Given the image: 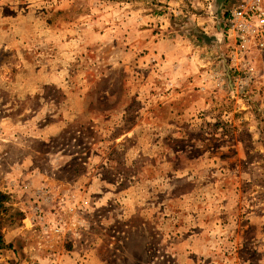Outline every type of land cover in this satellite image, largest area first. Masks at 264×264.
Segmentation results:
<instances>
[{
	"label": "rangeland",
	"instance_id": "1",
	"mask_svg": "<svg viewBox=\"0 0 264 264\" xmlns=\"http://www.w3.org/2000/svg\"><path fill=\"white\" fill-rule=\"evenodd\" d=\"M237 1L0 0V264H264Z\"/></svg>",
	"mask_w": 264,
	"mask_h": 264
},
{
	"label": "built area",
	"instance_id": "2",
	"mask_svg": "<svg viewBox=\"0 0 264 264\" xmlns=\"http://www.w3.org/2000/svg\"><path fill=\"white\" fill-rule=\"evenodd\" d=\"M227 36L233 39L234 63L251 73L253 50H264V0H238L228 8Z\"/></svg>",
	"mask_w": 264,
	"mask_h": 264
},
{
	"label": "trees",
	"instance_id": "3",
	"mask_svg": "<svg viewBox=\"0 0 264 264\" xmlns=\"http://www.w3.org/2000/svg\"><path fill=\"white\" fill-rule=\"evenodd\" d=\"M0 247H2L1 237H0Z\"/></svg>",
	"mask_w": 264,
	"mask_h": 264
}]
</instances>
